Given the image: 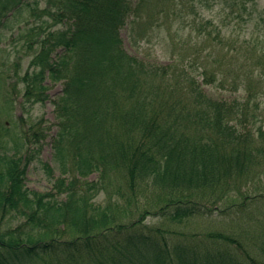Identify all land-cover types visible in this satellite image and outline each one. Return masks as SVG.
Segmentation results:
<instances>
[{"label":"trees","instance_id":"16d2710c","mask_svg":"<svg viewBox=\"0 0 264 264\" xmlns=\"http://www.w3.org/2000/svg\"><path fill=\"white\" fill-rule=\"evenodd\" d=\"M151 2L138 0L131 7L128 0H34L32 6L30 0H0V45L10 10L28 11L33 22L27 25L37 30L25 40L31 53L23 56L32 58L24 74L17 70L22 57L0 55L2 99L12 107V80L21 81L23 100L32 104L50 97L49 82L63 84L52 99L60 170L52 187L28 189L27 167L35 158L29 151L0 152V264L255 263L229 243L203 251L190 240L171 249L169 230L146 223L149 215L183 222L220 209L230 190L241 193L257 164V149L248 145L250 129L243 135L238 127L247 121L240 112L246 104L208 95L174 60L162 66L125 49L122 26L129 17L135 23ZM197 4L205 0H170L161 12L171 6L166 17L192 21L199 35L217 39L223 30ZM231 6L232 20L248 23L255 1ZM169 73L173 91L185 90L188 82L191 98L182 102L176 93L163 99L177 113L173 121L157 104L160 81ZM40 151L41 146L35 153ZM42 163L53 175L55 169ZM242 195L237 205L243 209L250 195Z\"/></svg>","mask_w":264,"mask_h":264},{"label":"rangeland","instance_id":"374dc122","mask_svg":"<svg viewBox=\"0 0 264 264\" xmlns=\"http://www.w3.org/2000/svg\"><path fill=\"white\" fill-rule=\"evenodd\" d=\"M30 1L34 6V0ZM234 1L218 0V3L214 4L212 0H205V5L197 4V7L203 8L200 9L203 15L213 19L223 30L219 33L220 40L199 35L198 30L195 29L198 24L194 26L192 21L186 23L182 17L176 20L173 15L166 17L165 12H171V6L161 11L170 5V0H152L147 5L148 8L145 6L142 9V17L135 23L130 22L133 17L126 20L121 28V35L124 47L130 54L162 66L174 60L203 84L202 87L208 95L226 100L238 99L246 104L247 106H244L240 112L245 114L247 121L240 123L238 127L243 135L248 134L247 130L250 129L251 143L248 145L257 149V164L251 175L247 177L250 179L246 184H241V193L232 189L227 198L224 195L218 204L220 209L210 214L185 218L183 222H173L166 217L149 215L146 223L160 227L164 231L169 230L171 249L173 246L180 247L185 243L192 244L188 242L190 240L203 251L207 247L213 249L229 243L246 261L251 262L246 255L249 253L256 258L253 264H264V200L260 201L264 197L259 196H264V0H254L255 6L248 23L242 19L232 20L231 5ZM137 3L138 0H128L131 7H135ZM190 13L184 12L191 15ZM8 15L9 20L1 30L3 42L0 45V55L8 52L14 59L17 55L22 57L17 70L19 74H24L32 58L30 54L23 56L24 52L31 53L26 47V42L32 39L37 30L27 25L28 21L33 22V17L28 11L16 13L10 10ZM149 15H151L150 21L147 20ZM39 23L40 21H37L36 24ZM182 24H190V26L183 29ZM217 31L219 30H214V35ZM169 70L174 72V68ZM170 76L169 73L164 81H160L162 98L157 100V104L173 121L177 113L167 108L163 99L176 93V100L180 98L183 102L188 99L191 102V98L188 96L190 95L188 82L182 84L186 87L185 90L176 92L172 89L173 82L168 80ZM11 83V87L17 88L14 91L15 100L12 107H8L2 99L4 90L0 89V152L25 155L29 151V156L35 158L27 167L28 189L49 190L54 178L60 175V170L54 161L53 139L57 125L52 99L61 93L63 84L49 82L50 97L45 102L32 104L23 100L21 81L16 83L12 80ZM176 108L179 112L181 104L176 103ZM180 123L185 125L190 122L183 120ZM196 129L189 132L194 133ZM40 146V153H35L36 148ZM42 162L48 163L55 169L53 175L49 174ZM95 176L96 174L92 177ZM242 193L250 195L243 209L241 205H237L244 200ZM221 234L229 235L235 241L223 239ZM237 245L244 246L246 251L238 248Z\"/></svg>","mask_w":264,"mask_h":264}]
</instances>
